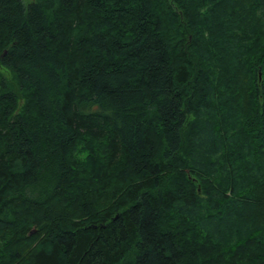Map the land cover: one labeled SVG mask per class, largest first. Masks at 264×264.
I'll return each mask as SVG.
<instances>
[{
	"label": "trees",
	"instance_id": "obj_1",
	"mask_svg": "<svg viewBox=\"0 0 264 264\" xmlns=\"http://www.w3.org/2000/svg\"><path fill=\"white\" fill-rule=\"evenodd\" d=\"M0 264H264V0H0Z\"/></svg>",
	"mask_w": 264,
	"mask_h": 264
},
{
	"label": "rangeland",
	"instance_id": "obj_2",
	"mask_svg": "<svg viewBox=\"0 0 264 264\" xmlns=\"http://www.w3.org/2000/svg\"><path fill=\"white\" fill-rule=\"evenodd\" d=\"M30 1H32V0H24V3H27V2H30Z\"/></svg>",
	"mask_w": 264,
	"mask_h": 264
},
{
	"label": "water",
	"instance_id": "obj_3",
	"mask_svg": "<svg viewBox=\"0 0 264 264\" xmlns=\"http://www.w3.org/2000/svg\"><path fill=\"white\" fill-rule=\"evenodd\" d=\"M34 231H35V230H32L31 233H34ZM31 233H30V234H31Z\"/></svg>",
	"mask_w": 264,
	"mask_h": 264
}]
</instances>
